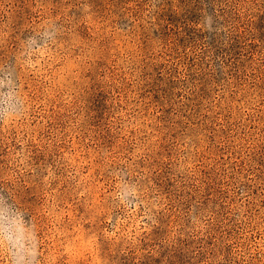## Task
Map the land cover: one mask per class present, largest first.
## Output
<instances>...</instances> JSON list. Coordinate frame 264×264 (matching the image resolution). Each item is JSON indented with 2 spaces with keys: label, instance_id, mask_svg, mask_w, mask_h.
<instances>
[{
  "label": "rangeland",
  "instance_id": "obj_1",
  "mask_svg": "<svg viewBox=\"0 0 264 264\" xmlns=\"http://www.w3.org/2000/svg\"><path fill=\"white\" fill-rule=\"evenodd\" d=\"M0 264H264V0H0Z\"/></svg>",
  "mask_w": 264,
  "mask_h": 264
}]
</instances>
